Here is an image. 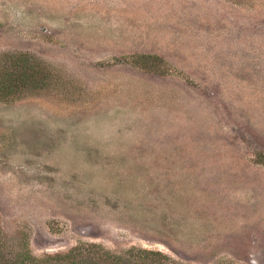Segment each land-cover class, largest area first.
<instances>
[{"label": "rangeland", "instance_id": "rangeland-1", "mask_svg": "<svg viewBox=\"0 0 264 264\" xmlns=\"http://www.w3.org/2000/svg\"><path fill=\"white\" fill-rule=\"evenodd\" d=\"M20 54L43 86L0 91L16 249L264 264V0H0V80Z\"/></svg>", "mask_w": 264, "mask_h": 264}, {"label": "trees", "instance_id": "trees-1", "mask_svg": "<svg viewBox=\"0 0 264 264\" xmlns=\"http://www.w3.org/2000/svg\"><path fill=\"white\" fill-rule=\"evenodd\" d=\"M153 59L154 63L151 64L159 66L156 61L162 60ZM11 60L10 67L5 69L0 80V91L3 96L13 95L27 88L43 86L40 66L34 63L30 56L15 55ZM146 67L149 68V64H146ZM16 244V241L13 242L6 236L0 217V264H185L170 259L162 252L140 248H131L117 254L97 244H81L64 253L36 257L26 247L16 249Z\"/></svg>", "mask_w": 264, "mask_h": 264}]
</instances>
